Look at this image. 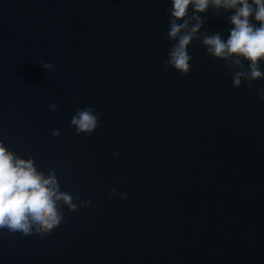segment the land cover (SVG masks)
Returning a JSON list of instances; mask_svg holds the SVG:
<instances>
[{
	"label": "water",
	"instance_id": "95a60500",
	"mask_svg": "<svg viewBox=\"0 0 264 264\" xmlns=\"http://www.w3.org/2000/svg\"><path fill=\"white\" fill-rule=\"evenodd\" d=\"M171 7L0 0V139L92 201L42 238L0 230V264H264V80L234 87L200 42L190 74L166 68ZM201 15L227 39L230 13Z\"/></svg>",
	"mask_w": 264,
	"mask_h": 264
},
{
	"label": "clouds",
	"instance_id": "9594fccd",
	"mask_svg": "<svg viewBox=\"0 0 264 264\" xmlns=\"http://www.w3.org/2000/svg\"><path fill=\"white\" fill-rule=\"evenodd\" d=\"M171 4L167 33L171 46L163 60L166 68L171 67L182 75L190 74L193 56L189 46L200 42L214 60L224 61V67L232 74L234 87H241L245 81L251 87L254 81L264 80V0H171ZM210 9L217 15L221 10L230 13L228 20L232 27L227 39L219 32L201 31L205 24L201 13L207 14ZM39 65L45 70H59L54 60L43 57ZM257 94L264 101V88L258 89ZM48 108L55 113L60 105L51 102ZM70 124L77 134L87 135L101 126L94 106L77 109ZM51 135L60 137V129H52ZM110 194L129 199L127 193L117 188H112ZM91 203L90 199L84 200L62 190L54 168L45 171L37 165L34 156L19 155L0 139V230L24 236L35 233L42 238L62 224L64 207L75 213Z\"/></svg>",
	"mask_w": 264,
	"mask_h": 264
}]
</instances>
